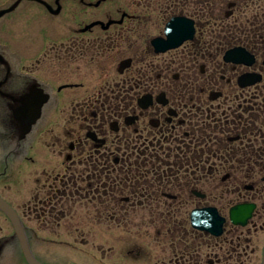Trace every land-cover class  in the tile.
<instances>
[{"label":"flooded vegetation","instance_id":"af4514ba","mask_svg":"<svg viewBox=\"0 0 264 264\" xmlns=\"http://www.w3.org/2000/svg\"><path fill=\"white\" fill-rule=\"evenodd\" d=\"M0 199L43 264H263L264 0H0Z\"/></svg>","mask_w":264,"mask_h":264},{"label":"rangeland","instance_id":"374dc122","mask_svg":"<svg viewBox=\"0 0 264 264\" xmlns=\"http://www.w3.org/2000/svg\"><path fill=\"white\" fill-rule=\"evenodd\" d=\"M12 190L13 189L8 190L9 196L11 199H13V201H17L15 200L16 194L11 193ZM14 206L19 210V212L23 214L22 205H14ZM254 221L257 222L256 226L258 227L259 224L262 223L263 219H261L260 216L257 215L256 218H254ZM2 223L3 222H1V224ZM26 223L29 225H33L34 220L26 221ZM10 229L11 227L9 228V230ZM254 230L255 229L251 228V232L249 233L250 238L252 239L249 248L254 247V249H256V254H255L256 258L254 257L253 259L257 261L260 255L259 251L262 250V247L264 245V228L258 229L257 233ZM14 242H15L14 240L10 242V244L12 245L8 246L7 251H5V253L3 254V259L0 264H26L22 260L18 249L14 247V245L16 246ZM85 247L83 246L82 248L85 249ZM36 249H37L36 251L37 254L41 256L40 257L41 260L48 264H71L69 260H72L75 264H112V258L109 256H104L102 259L103 261H101L100 258H90L88 256H85L84 253L81 252H72V253L66 252L67 248L64 247V244L61 242H57V244L55 245L53 244L51 248H48L43 251H38V247H36ZM130 264H135V263L130 262Z\"/></svg>","mask_w":264,"mask_h":264},{"label":"water","instance_id":"95a60500","mask_svg":"<svg viewBox=\"0 0 264 264\" xmlns=\"http://www.w3.org/2000/svg\"><path fill=\"white\" fill-rule=\"evenodd\" d=\"M0 209L3 210L6 213V215L9 217L13 225L14 231L18 237L23 255L26 261L28 262V264H43L39 262L36 258H34L33 255L31 254L22 226L12 207L0 199ZM252 209H253L252 204H241V205L233 206L230 209V216L232 221L235 223L245 224L247 222V219L251 215ZM200 218L203 220L205 224H209L210 221L204 219L205 217L200 216ZM218 219L220 220V218ZM263 264H264V256H263Z\"/></svg>","mask_w":264,"mask_h":264}]
</instances>
